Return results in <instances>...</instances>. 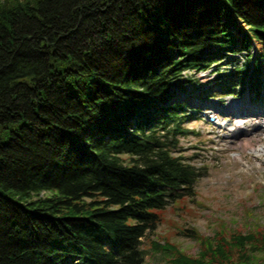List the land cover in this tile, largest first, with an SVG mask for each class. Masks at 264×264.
Wrapping results in <instances>:
<instances>
[{
    "label": "trees",
    "instance_id": "trees-1",
    "mask_svg": "<svg viewBox=\"0 0 264 264\" xmlns=\"http://www.w3.org/2000/svg\"><path fill=\"white\" fill-rule=\"evenodd\" d=\"M242 51L259 80L264 0H0V264H146L204 176L184 72ZM181 233L196 255L152 242L169 264H264V226Z\"/></svg>",
    "mask_w": 264,
    "mask_h": 264
},
{
    "label": "rangeland",
    "instance_id": "rangeland-1",
    "mask_svg": "<svg viewBox=\"0 0 264 264\" xmlns=\"http://www.w3.org/2000/svg\"><path fill=\"white\" fill-rule=\"evenodd\" d=\"M243 27L246 28L244 24ZM235 34L241 36L238 32ZM262 51V44L255 41L251 52ZM230 60L233 61L234 67L245 66V53L242 51L239 54H232L220 64L218 71L212 69L197 72L191 77L194 85L202 89L214 86L212 92L220 90L224 83L215 85L211 84V81L219 74L229 76V70L230 72L238 70L226 69L231 67ZM233 76L230 75V78ZM245 76L249 78V75ZM191 84H188L189 89L192 88ZM188 96L183 94V99ZM246 98L247 95L244 94L242 99ZM231 99H225L220 103L213 99L211 103L225 110L231 107L229 101ZM237 99L240 100V97ZM188 100L196 105L201 104L197 99ZM225 113L222 112L227 115ZM220 116L223 117L220 118V122H223L220 127L208 124L204 117L191 121L189 123L191 131L181 138L184 154L190 156L198 166H202L206 174L196 184V195L185 197L181 202L171 203L166 210L164 222L152 235L144 239L142 248L146 250V264H169L166 253L154 249L152 245L153 241L158 240L163 243L165 238L185 252L196 255L199 251V242L180 234L183 228H195L204 235H213L223 224L228 232L237 229L245 233L263 230L264 152L253 154L250 149H246L245 142L253 144L256 148L264 146V134L258 136L255 132L263 125L264 120L257 127L245 124L241 116L239 118ZM239 126L243 128L240 132Z\"/></svg>",
    "mask_w": 264,
    "mask_h": 264
},
{
    "label": "bare ground",
    "instance_id": "bare-ground-1",
    "mask_svg": "<svg viewBox=\"0 0 264 264\" xmlns=\"http://www.w3.org/2000/svg\"><path fill=\"white\" fill-rule=\"evenodd\" d=\"M231 110L234 111L236 109H231ZM239 110H243L244 112H246L244 115L245 117L256 114L254 112H252V113H254V114H252L251 110L248 107H245L244 104L239 105ZM261 121H262L261 115H258V117L257 116H251V117H248L246 119V123H248L250 125H255L256 123H261ZM255 132H257L258 136L264 134V126H260L259 128H257V130ZM245 147H246V149H250V151H252L253 154H258L260 152H264V146H260L259 148H256L253 144H251L249 142H245Z\"/></svg>",
    "mask_w": 264,
    "mask_h": 264
}]
</instances>
